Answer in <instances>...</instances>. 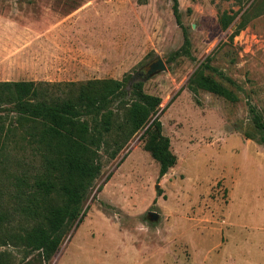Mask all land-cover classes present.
<instances>
[{"label": "rangeland", "instance_id": "374dc122", "mask_svg": "<svg viewBox=\"0 0 264 264\" xmlns=\"http://www.w3.org/2000/svg\"><path fill=\"white\" fill-rule=\"evenodd\" d=\"M254 1L262 2L250 0L222 31L218 17L237 12L235 0H177L181 26L173 0H0V82L141 80L145 93L161 99L155 116L177 159L159 179L144 130L115 159L103 156L81 223L46 264H264V142L249 113L254 107L264 121V13L228 40ZM183 30L189 53L176 55ZM210 55L231 85L216 80L237 102L186 88ZM158 59L165 71L147 77ZM9 109L0 108V119L10 118ZM16 134L6 153L35 167ZM147 212L158 223L145 221ZM0 253L5 264L23 257L10 245Z\"/></svg>", "mask_w": 264, "mask_h": 264}, {"label": "trees", "instance_id": "16d2710c", "mask_svg": "<svg viewBox=\"0 0 264 264\" xmlns=\"http://www.w3.org/2000/svg\"><path fill=\"white\" fill-rule=\"evenodd\" d=\"M235 1L240 6L237 12H223L218 17L222 31L250 0ZM172 13L181 26L177 0H173ZM259 13H264V0L260 4L254 1L239 16L229 42ZM183 36L176 55L189 53L184 30ZM211 60L207 56L196 68L186 88L193 94L204 91L237 102V95L215 75L229 84L231 80L212 67ZM129 79L0 82V108H11L10 118L0 119V246L21 248L23 257L18 264H46L55 256L84 217L83 203L100 174L103 156L115 159L137 132L144 130L143 148L158 164L159 179L175 166L170 140L155 116L161 99L145 93L141 80ZM128 94L130 99H126ZM249 113L264 142V121L254 107H249ZM16 133L37 159L35 167H25L23 161L6 153L5 147ZM8 163L14 167H7ZM4 254L0 253V264H5Z\"/></svg>", "mask_w": 264, "mask_h": 264}, {"label": "water", "instance_id": "95a60500", "mask_svg": "<svg viewBox=\"0 0 264 264\" xmlns=\"http://www.w3.org/2000/svg\"><path fill=\"white\" fill-rule=\"evenodd\" d=\"M165 69L166 67L163 62L158 59L149 65L146 76L150 77L157 72L165 71ZM156 188H158V185L156 186ZM144 218L145 221H147L151 225L156 224L159 221V215L156 212H147Z\"/></svg>", "mask_w": 264, "mask_h": 264}, {"label": "crops", "instance_id": "0c3cea01", "mask_svg": "<svg viewBox=\"0 0 264 264\" xmlns=\"http://www.w3.org/2000/svg\"><path fill=\"white\" fill-rule=\"evenodd\" d=\"M20 14H23V15L26 14L27 16H31V17H26L27 19H29V18H30V19H31V18H36V19H37V18H38V19H41V20L44 21V22H45V20H46V15H44L43 13H41V14H39V15H38V14H34V13H33V14H32V13H20ZM20 16H21V15H20ZM22 18H24V17L22 16ZM46 24H47V23H46ZM46 24H45V26H46ZM41 26H43V25L40 24L38 27H36L37 30H36V31H33V33H32L33 35H32L31 37H34V34H35V33L37 34V33H39L40 30H42V29H40Z\"/></svg>", "mask_w": 264, "mask_h": 264}]
</instances>
